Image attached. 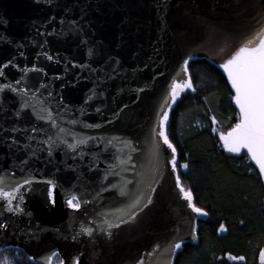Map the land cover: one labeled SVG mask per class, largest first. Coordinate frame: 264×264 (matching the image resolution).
Masks as SVG:
<instances>
[{
	"label": "water",
	"instance_id": "95a60500",
	"mask_svg": "<svg viewBox=\"0 0 264 264\" xmlns=\"http://www.w3.org/2000/svg\"><path fill=\"white\" fill-rule=\"evenodd\" d=\"M195 59L233 92L223 149L264 184V0H0V251L173 264L195 243L164 127Z\"/></svg>",
	"mask_w": 264,
	"mask_h": 264
},
{
	"label": "trees",
	"instance_id": "16d2710c",
	"mask_svg": "<svg viewBox=\"0 0 264 264\" xmlns=\"http://www.w3.org/2000/svg\"><path fill=\"white\" fill-rule=\"evenodd\" d=\"M192 90L176 99L164 122L176 152L180 184L206 213L195 243L183 244L173 264H264V184L246 152L228 154L223 137L239 121L233 92L222 72L206 59L188 63ZM8 264H34L21 251ZM55 256L52 264H59Z\"/></svg>",
	"mask_w": 264,
	"mask_h": 264
},
{
	"label": "rangeland",
	"instance_id": "374dc122",
	"mask_svg": "<svg viewBox=\"0 0 264 264\" xmlns=\"http://www.w3.org/2000/svg\"><path fill=\"white\" fill-rule=\"evenodd\" d=\"M12 249H15V248H12ZM15 250H19V249H15ZM16 258H17V252L16 251L11 252V253L9 252L8 254L6 253L3 256L4 261L2 262V264H8L9 262L14 261Z\"/></svg>",
	"mask_w": 264,
	"mask_h": 264
}]
</instances>
